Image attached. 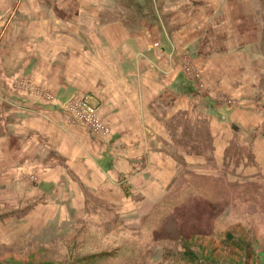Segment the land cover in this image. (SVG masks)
I'll list each match as a JSON object with an SVG mask.
<instances>
[{
	"label": "crops",
	"instance_id": "crops-1",
	"mask_svg": "<svg viewBox=\"0 0 264 264\" xmlns=\"http://www.w3.org/2000/svg\"><path fill=\"white\" fill-rule=\"evenodd\" d=\"M174 1L166 0L161 10L170 18L172 42L160 33V11L155 10L153 0H36L35 12L30 11L32 4L23 0L22 10H3L0 14L2 17L5 13L6 25L14 18L13 24L21 19L16 28L22 29V37L26 38L21 72L9 79L22 77L21 82L28 81L33 92L48 90L55 97V101L48 102L29 92L5 96L13 107L10 115L16 119L6 123L8 135L0 141V174H7L6 164L12 162L13 140L8 136L27 141L23 142L20 162L26 160L29 165L33 162L29 150L41 149L50 154L51 165L67 170V174L55 175L62 193L54 197L62 198L63 203L54 206H49L46 192L35 190L30 194L29 184L17 183L19 191L10 193L13 182L4 178L0 188L6 190L4 194L11 197L13 205L7 210L22 211L20 219L4 217H8L4 225L13 231L11 242L48 232L54 225L59 234L64 209L67 218L75 216L70 217L75 221L86 214L90 203H97L124 223L153 209L175 189L182 168L176 161L181 154L171 150L173 141L167 127L175 116L190 120L198 113L200 121L211 129L218 156L221 151L226 155L230 148L244 147L236 139V128L245 132L244 140L256 141L257 147L263 144L264 101L244 98L239 107L228 109L222 107L221 96L214 93L217 77H228V58L220 61L223 69L214 74L211 64L201 65L206 88L186 74L188 62L184 56L190 51L186 48L188 52L180 53L179 46L184 47L183 32L191 31L190 15L204 5L200 3L202 6L190 13L187 8L175 9ZM248 1L238 0V5L245 6ZM2 46L4 57L0 55V63L8 56L7 46ZM212 63H216L214 58ZM239 79L240 75L237 86ZM84 94L100 98V114L112 132L108 140L94 139L86 129L68 125L67 104ZM252 131L256 139L247 134ZM199 160L184 158L182 164L187 168L200 164ZM263 161L264 152L257 157L251 155V160L244 157L238 172L252 176L255 165ZM37 162L45 173V160L39 158ZM231 162L238 169L236 155ZM249 164L251 167L246 168ZM261 176L264 179V174Z\"/></svg>",
	"mask_w": 264,
	"mask_h": 264
},
{
	"label": "rangeland",
	"instance_id": "rangeland-1",
	"mask_svg": "<svg viewBox=\"0 0 264 264\" xmlns=\"http://www.w3.org/2000/svg\"><path fill=\"white\" fill-rule=\"evenodd\" d=\"M28 1L32 4L30 11L35 12L38 3L36 0ZM10 2L14 1L0 0V14L3 10L10 12ZM22 2L15 0L11 11L22 10ZM153 2L155 10L160 11V33L163 32L172 42L170 18L161 11L166 0ZM202 2L203 8L190 15L192 21L188 30L191 31L183 32L184 47L179 46L180 53L185 54L187 49L190 51L184 56L188 62L186 74L192 82L206 88L201 65L211 64L214 74L223 69L220 61L228 58V77H217V91L214 92L221 96L222 107L237 108L244 98L264 101V0H251L245 6L238 5V0H175L172 5L175 9L187 8L191 13L202 6L199 5ZM206 3L214 11V16L206 11ZM5 13L0 17V48L2 45L8 48V56L0 63V141L8 135L6 123L16 119L15 115H10L9 110L13 107L5 97L7 94L13 92L17 96L29 92L31 96L39 95L48 102L55 101L48 90L35 89L33 92L28 88V81L21 82L22 77L9 79V76L21 72L24 59L21 51L26 46V38L22 37V29L16 28L22 20L13 24L14 18V22L6 25ZM0 55L4 57L3 50ZM213 58L216 63H212ZM239 75L237 86L235 82ZM220 83L222 87L218 85ZM93 99L97 101L96 117L107 130L104 136L107 139L112 132L100 114L98 96L84 94L67 105L74 101L96 104ZM185 118H173L171 123L174 134L171 150L175 155L181 154L176 156V161L178 166H182L175 189L170 193L176 191L166 200L165 206L145 216L142 223L140 217H135L122 224L108 208L90 203L86 214L75 221L71 220L75 216L67 218V210H62L59 234L55 233L59 228L54 225L48 232L25 237L22 244L16 246L10 241L13 237L11 226L4 225L8 217H4L20 219L22 211L7 210L13 207L12 200L4 194L6 190L0 188V264H77L79 260L78 264H264V179L261 176L264 174V161L255 165L252 176L243 175L244 171L238 172L242 170L244 157L251 160V155L257 157L264 152V140L257 147L256 141L244 140L245 132L236 128V139L244 147L230 148L226 155L221 151L218 156L211 129L200 121L199 114H193L190 120ZM14 133L22 136L15 130ZM8 138L13 140L12 162L6 164L8 173L0 174V185L5 182L4 178L12 180L13 186L9 191L16 194L20 188L18 184H29L30 194L42 190L49 195V206L61 205L63 199L54 197L62 193V185L55 175L65 171L67 174V170L51 165L50 154L41 149L29 150L33 161L29 164L31 169L26 160L20 162L22 145L27 141ZM252 138L257 136L253 134ZM201 150L210 154L194 155ZM235 155L239 159L238 169L231 162ZM39 158L45 160V173L40 171ZM184 158L200 159L201 163L190 164L186 168L182 164ZM180 206L184 209L176 210ZM159 222L162 224L157 228Z\"/></svg>",
	"mask_w": 264,
	"mask_h": 264
},
{
	"label": "built area",
	"instance_id": "built-area-1",
	"mask_svg": "<svg viewBox=\"0 0 264 264\" xmlns=\"http://www.w3.org/2000/svg\"><path fill=\"white\" fill-rule=\"evenodd\" d=\"M93 101L96 104L88 101L71 102L67 112L70 114L71 124L85 128L94 139L104 138L107 130L101 120L96 117L98 104L96 99Z\"/></svg>",
	"mask_w": 264,
	"mask_h": 264
},
{
	"label": "trees",
	"instance_id": "trees-1",
	"mask_svg": "<svg viewBox=\"0 0 264 264\" xmlns=\"http://www.w3.org/2000/svg\"><path fill=\"white\" fill-rule=\"evenodd\" d=\"M126 0H124V2H125ZM254 1V0H253ZM180 117H183V115H180V116H175L174 118H180ZM173 121L171 120L170 122H168L167 123V127H168V134H169V136L171 137V139H172V141H173V143H174V134H173V130H172V126H171V123H172ZM205 125H207L206 123H205ZM202 148V147H201ZM184 153H186V154H189V153H187V152H185L184 151ZM210 153H207V151H205V153H203V151L201 150L199 153H195L194 155H209ZM197 185V184H196ZM197 187H198V185H197ZM176 191V190H175ZM175 191L173 192V193H170L168 196H166V197H164L156 206H154L153 207V209H151V210H147V211H144L143 212V214L140 216V218H141V223H142V220H143V218L145 217V216H147L148 214H150L151 212H153V211H155L156 209H158V208H160V207H162V206H165V202H166V200L171 196V195H173L174 193H175ZM254 201V200H253ZM248 203H251V202H248ZM182 209H184V206H180L179 208H177L176 210H182ZM160 215V214H159ZM122 224L124 223V221L123 220H121V219H119V218H117ZM161 224H162V222H159V224H158V226H157V228H160V226H161ZM24 240V238H22V239H20V240H18V241H16L14 244L17 246V245H19V244H22V241ZM78 263H80V260L79 261H77V264ZM40 264H60V263H40Z\"/></svg>",
	"mask_w": 264,
	"mask_h": 264
}]
</instances>
